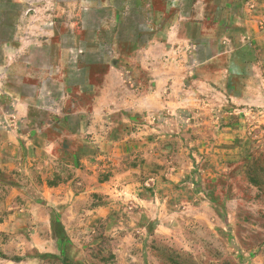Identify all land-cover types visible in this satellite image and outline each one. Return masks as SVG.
Returning a JSON list of instances; mask_svg holds the SVG:
<instances>
[{
	"label": "rangeland",
	"instance_id": "374dc122",
	"mask_svg": "<svg viewBox=\"0 0 264 264\" xmlns=\"http://www.w3.org/2000/svg\"><path fill=\"white\" fill-rule=\"evenodd\" d=\"M1 127L0 264H264V0H0Z\"/></svg>",
	"mask_w": 264,
	"mask_h": 264
},
{
	"label": "crops",
	"instance_id": "0c3cea01",
	"mask_svg": "<svg viewBox=\"0 0 264 264\" xmlns=\"http://www.w3.org/2000/svg\"><path fill=\"white\" fill-rule=\"evenodd\" d=\"M175 24H176V22H175ZM175 24L170 27L171 29H173L171 33H169L167 31V34H169V35L166 38V41L165 42H163V43L161 42V43H158V44L155 43L156 46H161V47L165 48V50H167L166 54H172L173 53V54H177L178 55L181 52L186 53L185 49H183L184 47L181 46L180 41L181 40H185L183 42L186 43L185 45H187L188 44L187 41H188V39H189L190 36L188 35V32L187 31H186L187 32L186 33L185 31H183V30L180 29L181 26H180V24L178 22H177V27H176ZM164 25H166V23H164L162 25V27ZM167 26H168V24H167ZM174 28H177V30L174 31ZM176 44H178L179 47H177ZM149 48L154 49L155 46L154 47H149ZM64 115L65 114L63 113L62 110H60L59 111V114L56 115V116L55 115L52 116V114L47 113V125H46V127L45 126L42 127L43 129H46L47 128V154L50 155V156H54L56 158L57 157L59 158L61 156V153H60V149H61L60 146H61V144L62 145H66V144H68L66 141L69 142V140H71V139H72L71 141H74V138L77 139V134H78V132L70 133L64 127V125L62 123V120L64 118ZM25 116H26V114H25ZM22 118L24 119L25 117H22ZM6 130H7L6 128L1 127L0 134L1 135L2 134L4 135V133L10 132L8 130L6 132ZM0 143L1 144L4 143L2 141V139H1ZM1 150H2V154H1L0 159H1V161H3L5 159V156L3 155V153L5 151L3 150V147H2ZM58 186H52V187H50V186L47 185V193H49V194H56V193H58L59 192L58 190L60 188Z\"/></svg>",
	"mask_w": 264,
	"mask_h": 264
}]
</instances>
